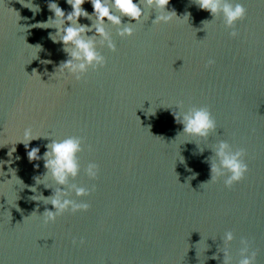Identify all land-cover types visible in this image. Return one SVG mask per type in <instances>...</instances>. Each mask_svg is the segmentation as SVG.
Here are the masks:
<instances>
[{
	"label": "water",
	"instance_id": "1",
	"mask_svg": "<svg viewBox=\"0 0 264 264\" xmlns=\"http://www.w3.org/2000/svg\"><path fill=\"white\" fill-rule=\"evenodd\" d=\"M24 2L0 0V160L12 161L0 165V264H222L227 230L232 264L241 236L264 264V2L244 0L235 37L195 0H169L180 17L168 22L152 23L157 13L146 9L130 36L106 24L115 50L98 43L106 63L80 80L54 73L67 53L49 37L54 27L38 25L54 15L48 0ZM57 3L71 10L66 0ZM82 7L92 11L88 0ZM178 101L185 109L207 105L216 129L207 138L176 137ZM28 127L48 137L25 148L17 140ZM68 135L83 138L80 172L69 182L95 186L70 195L90 206L44 223L53 206L30 197L50 195L45 183H55L36 182L43 159L30 161L27 151L39 146L42 156L50 139ZM219 139L246 150L248 171L230 187L222 178L202 184ZM89 161L99 165L95 179L84 172ZM9 167L23 185L9 180Z\"/></svg>",
	"mask_w": 264,
	"mask_h": 264
},
{
	"label": "clouds",
	"instance_id": "2",
	"mask_svg": "<svg viewBox=\"0 0 264 264\" xmlns=\"http://www.w3.org/2000/svg\"><path fill=\"white\" fill-rule=\"evenodd\" d=\"M21 2L25 3L24 0ZM88 2L92 6L91 12L82 7L85 0H66V3L71 6V10L66 12L59 6L57 0H48L47 6L54 15L45 21L38 22L41 27H54L56 29L54 33H49V37L53 42H62L63 50L67 53V58L57 65L54 73L70 74L76 80H80L89 68L96 69L105 65L106 59L97 47L98 43L101 46L106 45L108 49L115 50L116 45L110 31L105 27L106 24L116 26V34L124 37L132 35L133 25L145 16L146 9H154L157 13L152 23L168 22L173 17H180L177 16L175 10L167 8L169 0H88ZM195 2L201 9L208 10L212 19L220 16L224 26L229 29V35L237 36V21L242 20L247 15L244 0H195ZM27 6L38 10V5L27 4ZM187 16L188 14L185 13L182 18L187 19ZM79 17H87L91 23H80ZM122 17H128L129 21L134 22H123ZM211 20L203 21V27L206 22ZM31 46L36 49V54L41 47L39 44ZM45 63H50V61H45ZM207 63L212 64L214 61L210 58ZM33 72L37 73L36 69H33ZM172 115L176 123L183 125L176 137L183 133L186 136L207 138L216 129V120L207 105H191L185 109L183 103L178 101L176 108L172 110ZM40 136L48 137L47 135L34 134L32 129L28 127L24 129L23 137L17 141H22L25 148H28V142ZM82 140L83 138L77 135H68L59 139L52 138L45 144V151L42 156L39 146H33L27 151V157L30 161L43 159L46 171L43 176L34 177L36 182L40 183L45 178L50 177L55 183V187L45 183L46 188L52 187L53 189L50 195L40 194L30 197L32 200H42L45 204L50 203L53 206L52 209H44L41 215L44 223L54 221L58 215L66 210L73 212L87 210L90 206L87 201H77L70 195L74 192L78 197L84 196L95 187L93 185L92 188H89L75 182H69L70 177L75 178L80 172L81 165L77 153L82 150ZM189 140L185 139L184 141ZM210 148L213 154L206 158L209 162L210 179L202 182V184L216 182L222 178L224 185L230 187L233 183L243 179L248 171V164L244 159L245 148L233 146L226 139L217 140ZM14 151L15 144L9 149L8 155L11 156ZM200 151H203V148H200ZM180 159L183 160V157ZM5 163L11 164L12 161L0 160V165ZM8 171L12 173L9 180L15 178L23 185L13 168L9 167ZM98 171L99 165L94 161H89L84 167L85 174L92 179L97 177ZM0 173H3L2 169H0ZM195 175L196 173L193 172L192 176ZM30 187L35 191L34 186ZM35 213L34 211L32 214ZM233 239L234 234L231 230L224 232L225 247L222 249V264H232L228 245ZM240 245L239 259L236 264H256L257 252L251 247L249 239L241 236ZM215 255L214 253L213 256L215 257Z\"/></svg>",
	"mask_w": 264,
	"mask_h": 264
}]
</instances>
